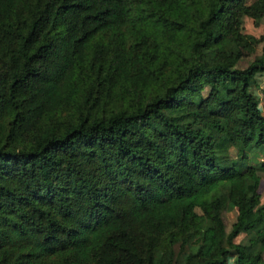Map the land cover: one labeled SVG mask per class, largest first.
Listing matches in <instances>:
<instances>
[{
  "label": "trees",
  "instance_id": "trees-1",
  "mask_svg": "<svg viewBox=\"0 0 264 264\" xmlns=\"http://www.w3.org/2000/svg\"><path fill=\"white\" fill-rule=\"evenodd\" d=\"M244 17L264 0H0V264H264Z\"/></svg>",
  "mask_w": 264,
  "mask_h": 264
},
{
  "label": "rangeland",
  "instance_id": "rangeland-1",
  "mask_svg": "<svg viewBox=\"0 0 264 264\" xmlns=\"http://www.w3.org/2000/svg\"><path fill=\"white\" fill-rule=\"evenodd\" d=\"M248 1L251 2L252 0H248ZM242 26L245 33L252 34L256 37H260L264 33V19H261L260 21H255L253 18L244 17L242 20ZM262 45L263 43H260L258 45L257 50L254 54L241 58L236 63L235 67L242 69L248 66L254 60V58L261 53ZM252 92L258 99L259 107L264 115V73L258 74L256 76L255 83L252 87ZM229 154L231 157L235 156L234 148L229 149ZM259 162H264V157L257 153L250 156L248 164L254 166ZM256 170H257L256 175L259 178V186H258V193L260 196L259 201H260V205H263L264 204V171L259 169ZM220 215L224 223L225 235L228 236L232 231V224L236 221L237 208L233 205H227L222 208ZM247 239H248L247 234L242 232L233 239V244L245 243ZM172 250L174 255H176L180 250V242L175 243ZM165 253L168 259L169 256L168 250H166ZM262 256L264 259V252L262 253ZM234 258L235 255L234 253L231 252L227 259L229 264H233Z\"/></svg>",
  "mask_w": 264,
  "mask_h": 264
}]
</instances>
